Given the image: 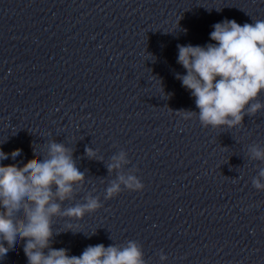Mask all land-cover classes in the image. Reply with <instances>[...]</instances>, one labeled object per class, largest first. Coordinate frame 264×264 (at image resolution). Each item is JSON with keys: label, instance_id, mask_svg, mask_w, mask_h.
<instances>
[{"label": "clouds", "instance_id": "9594fccd", "mask_svg": "<svg viewBox=\"0 0 264 264\" xmlns=\"http://www.w3.org/2000/svg\"><path fill=\"white\" fill-rule=\"evenodd\" d=\"M186 31V30H185ZM205 46L177 45V63L186 70L176 79L190 91L199 112L181 110L185 118L197 115L201 125L213 129L241 126L245 115L254 116L264 110L258 97L264 93V20L237 23L225 19L213 25ZM46 154L38 155L23 166L0 164V258L13 250L18 241L28 264H146L142 246L128 241L126 246L89 245L81 255L70 256L64 248H53L54 218L81 220L102 207L99 198L84 197L85 202L67 208L65 201L75 198L76 188L85 174L76 166L72 150L63 143L50 141ZM21 149L10 154L0 150V161L20 156ZM86 155L96 157L92 148ZM250 158L264 161V147L251 146ZM126 153L113 155L107 165L109 173L127 164ZM264 169L253 178V187L264 191ZM141 191L143 183L135 175H118L106 189L105 199L121 191ZM71 230V228H69ZM7 245V246H5ZM161 260L167 257L161 254Z\"/></svg>", "mask_w": 264, "mask_h": 264}]
</instances>
